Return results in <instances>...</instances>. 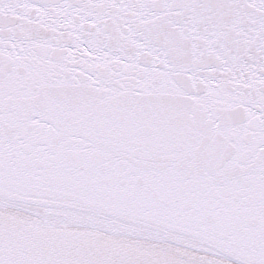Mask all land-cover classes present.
Instances as JSON below:
<instances>
[{
	"label": "snow or ice",
	"instance_id": "1",
	"mask_svg": "<svg viewBox=\"0 0 264 264\" xmlns=\"http://www.w3.org/2000/svg\"><path fill=\"white\" fill-rule=\"evenodd\" d=\"M0 264H264V0H0Z\"/></svg>",
	"mask_w": 264,
	"mask_h": 264
}]
</instances>
